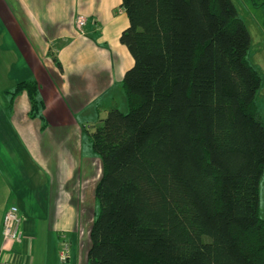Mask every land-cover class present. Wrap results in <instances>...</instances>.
Returning a JSON list of instances; mask_svg holds the SVG:
<instances>
[{"label": "trees", "instance_id": "obj_1", "mask_svg": "<svg viewBox=\"0 0 264 264\" xmlns=\"http://www.w3.org/2000/svg\"><path fill=\"white\" fill-rule=\"evenodd\" d=\"M122 7L129 111L88 133L102 162L88 264H264L263 79L245 21L233 0ZM24 90L36 116L38 83Z\"/></svg>", "mask_w": 264, "mask_h": 264}, {"label": "crops", "instance_id": "obj_2", "mask_svg": "<svg viewBox=\"0 0 264 264\" xmlns=\"http://www.w3.org/2000/svg\"><path fill=\"white\" fill-rule=\"evenodd\" d=\"M122 1L0 0L2 258L61 264L66 241L69 264H88L102 162L88 136L98 124L85 121L125 101L123 80L134 59L120 40L130 24ZM79 16L87 19L83 32ZM31 80L44 103L36 116L28 92L15 94ZM12 205L23 219L20 244L3 241Z\"/></svg>", "mask_w": 264, "mask_h": 264}, {"label": "rangeland", "instance_id": "obj_3", "mask_svg": "<svg viewBox=\"0 0 264 264\" xmlns=\"http://www.w3.org/2000/svg\"><path fill=\"white\" fill-rule=\"evenodd\" d=\"M233 2L236 6V9L240 17L245 21L249 29V32L251 34L252 43L249 54L250 60L263 79V86L259 93L258 104L260 109V116L262 121L264 122V0H233ZM120 107H121L120 110L123 113H127L129 111V106L126 97L124 103L120 104ZM107 115L108 112L107 114L103 112L99 118L98 117L90 118L88 122L85 121V127L87 126L88 128H90L91 126H94L96 124L99 125L100 123L99 120L105 118ZM90 120H92V122H90ZM100 172H102V169L101 170L99 169V173ZM260 195H261V215L264 218V177L261 182Z\"/></svg>", "mask_w": 264, "mask_h": 264}, {"label": "built area", "instance_id": "obj_4", "mask_svg": "<svg viewBox=\"0 0 264 264\" xmlns=\"http://www.w3.org/2000/svg\"><path fill=\"white\" fill-rule=\"evenodd\" d=\"M87 24V19L84 16H79L76 20V25L79 30L83 32L84 27ZM22 216L20 209L12 205L6 211L4 221H3V241L4 243H13L20 244L23 241V231H22ZM71 254L70 244L68 242H63L60 252L59 258L61 264H69ZM0 264H19L15 263L9 258L0 257ZM23 264V263H21Z\"/></svg>", "mask_w": 264, "mask_h": 264}]
</instances>
